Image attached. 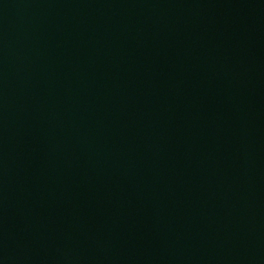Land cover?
<instances>
[{
    "label": "water",
    "instance_id": "1",
    "mask_svg": "<svg viewBox=\"0 0 264 264\" xmlns=\"http://www.w3.org/2000/svg\"><path fill=\"white\" fill-rule=\"evenodd\" d=\"M0 264H264V0H0Z\"/></svg>",
    "mask_w": 264,
    "mask_h": 264
}]
</instances>
